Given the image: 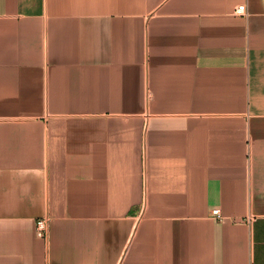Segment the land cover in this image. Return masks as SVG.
<instances>
[{"label": "crops", "instance_id": "0c3cea01", "mask_svg": "<svg viewBox=\"0 0 264 264\" xmlns=\"http://www.w3.org/2000/svg\"><path fill=\"white\" fill-rule=\"evenodd\" d=\"M0 264H264V0H0Z\"/></svg>", "mask_w": 264, "mask_h": 264}, {"label": "built area", "instance_id": "2783aa9c", "mask_svg": "<svg viewBox=\"0 0 264 264\" xmlns=\"http://www.w3.org/2000/svg\"><path fill=\"white\" fill-rule=\"evenodd\" d=\"M234 14L238 16L246 15V7L244 5L238 6L234 10ZM212 216L215 218H219L218 211H212ZM48 217H42L38 219L35 223V235L40 239H46L48 235Z\"/></svg>", "mask_w": 264, "mask_h": 264}]
</instances>
